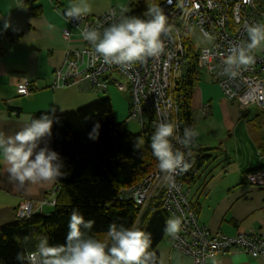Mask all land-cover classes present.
I'll return each instance as SVG.
<instances>
[{
	"label": "built area",
	"instance_id": "1",
	"mask_svg": "<svg viewBox=\"0 0 264 264\" xmlns=\"http://www.w3.org/2000/svg\"><path fill=\"white\" fill-rule=\"evenodd\" d=\"M65 18L69 27L62 30V36L70 39L75 30L83 45L66 50L62 65L53 70L51 87L102 92L113 84L129 93L128 120L140 127L156 126L159 167L122 189L119 199L128 197L143 206L155 197L167 213L165 228L171 248L194 264H206L232 248L251 257L264 256L260 232H212L198 221L182 189L197 146L193 130L182 131L172 93L174 83L187 72L185 43L194 44L193 32L205 41L197 50L198 75L212 78L224 97L240 108H264V0H131L122 8L111 7L97 15L67 12ZM31 89L27 78L16 87L20 95H28ZM208 113L203 105L194 113V123ZM245 178L252 185H264V166L247 172ZM55 192L52 189L50 198L41 201L22 199L16 217L41 212L46 203L54 205ZM27 257L31 264H41L38 252ZM131 262L142 264L135 255Z\"/></svg>",
	"mask_w": 264,
	"mask_h": 264
},
{
	"label": "crops",
	"instance_id": "2",
	"mask_svg": "<svg viewBox=\"0 0 264 264\" xmlns=\"http://www.w3.org/2000/svg\"><path fill=\"white\" fill-rule=\"evenodd\" d=\"M127 3L38 0L33 6H40V12L34 15L18 0H0V34L8 28L20 32L16 41L0 39V225L17 219L15 209L22 199L41 201L50 198L55 188L52 123L32 121V114L68 111L103 97L71 87L51 88L53 70L63 63L66 50L83 45L75 30L70 39L62 36V30L68 27L66 13L97 15ZM24 78L32 83L28 95L16 90ZM207 98L201 87L193 89L192 111L207 105L210 114L204 132L197 130L196 134L194 126L192 135L196 146L209 148L211 157L196 174L185 177L182 189L196 204L198 221L212 232H260L264 237V185H252L245 178L248 170L264 166V152L259 147L264 126H257L253 120L260 109H241L222 96L217 103ZM208 134L210 137L204 138ZM52 210V204L42 207L43 213ZM157 251L160 264H194L190 257L173 250L169 242L159 243ZM67 264L83 261L73 255ZM206 264H264V256L251 257L232 248Z\"/></svg>",
	"mask_w": 264,
	"mask_h": 264
},
{
	"label": "trees",
	"instance_id": "3",
	"mask_svg": "<svg viewBox=\"0 0 264 264\" xmlns=\"http://www.w3.org/2000/svg\"><path fill=\"white\" fill-rule=\"evenodd\" d=\"M37 1L18 0L34 15L40 12V6H33ZM19 37L14 28L0 34L9 42ZM188 41L187 72L172 90L184 133L194 127L191 97L199 80L198 49ZM31 120L52 123L55 203L49 213L34 212L0 225V264H31L27 255L33 252L39 253L41 264H67L73 255L83 264H132V254L143 264H160L157 246L165 235L167 213L157 199L141 210L130 198L118 197L159 167L156 126L140 127L137 133L126 129L116 121L109 97L68 111L35 112ZM253 120L264 126V111ZM259 147L264 152V134ZM208 150L194 148L186 178L211 157Z\"/></svg>",
	"mask_w": 264,
	"mask_h": 264
},
{
	"label": "rangeland",
	"instance_id": "4",
	"mask_svg": "<svg viewBox=\"0 0 264 264\" xmlns=\"http://www.w3.org/2000/svg\"><path fill=\"white\" fill-rule=\"evenodd\" d=\"M118 8H121V7H118ZM190 38H191V41L194 43V46L197 49L199 48L200 45L205 43V41L197 33L192 32V35H190ZM262 44H264V35L262 39ZM198 76H199V80L194 85V88L201 87L203 94L208 96L207 99L211 98L217 103L218 96L224 97L217 82H215L212 78H210L206 74H200ZM52 79H53V75L51 76V81ZM120 81H122V83H125V80L122 78H120ZM70 87L75 88L81 92L92 93V94H96V95L103 96V97H109L112 103V107H113V114L118 116V118H121L119 120L124 121L123 124L126 125V128H128V130L134 133L139 132L140 126L135 121H132V120L127 121L128 105L130 102V96L127 92L118 90L117 87L114 86L113 84H110L107 90L102 91L99 94L95 93V91L91 92V91L80 90L77 86H70ZM250 107L254 108L255 106H250ZM209 114L210 113H208L207 115L203 116L200 119H197L196 122L194 123V126H196V134H197V130L199 131L200 134L204 132V127L208 124L207 120L209 119L208 118ZM205 137L209 138L210 136L208 134L207 136H204V138ZM168 242H169L168 234L165 233L160 243L163 244V243H168Z\"/></svg>",
	"mask_w": 264,
	"mask_h": 264
},
{
	"label": "bare ground",
	"instance_id": "5",
	"mask_svg": "<svg viewBox=\"0 0 264 264\" xmlns=\"http://www.w3.org/2000/svg\"><path fill=\"white\" fill-rule=\"evenodd\" d=\"M68 27H69V25H68ZM67 28V27H66ZM62 65V64H61ZM68 87H70V86H68ZM52 88V87H51ZM63 88H67V87H63ZM52 89H56V88H52ZM95 93H97V94H99V93H101V92H95ZM250 106H256V105H250ZM249 106V107H250ZM258 107V106H257ZM248 108V107H247ZM261 111H264V108H261V107H258ZM246 109V108H245ZM195 153V152H194ZM193 157H194V154H193ZM193 157H192V159H193ZM189 168H190V166L187 168V171H189ZM256 169H250V170H248L247 172H250V171H255ZM246 172V173H247ZM245 173V174H246ZM132 200V199H131ZM150 200H156V198L155 197H151L149 200H148V202L150 201ZM147 202V203H148ZM132 203H133V205H134V207H136V208H138V207H140L141 208V210L146 206V204L145 205H143V206H138V205H136L135 203H134V201L132 200ZM165 230H166V228H165ZM134 239L135 238H133V240H132V242H131V244L134 242ZM132 255H135V256H137L139 259H140V261H141V263L143 264V262H142V260H141V258L138 256V255H136V254H132ZM131 255V256H132ZM131 256H130V260H131ZM132 263V262H131Z\"/></svg>",
	"mask_w": 264,
	"mask_h": 264
},
{
	"label": "clouds",
	"instance_id": "6",
	"mask_svg": "<svg viewBox=\"0 0 264 264\" xmlns=\"http://www.w3.org/2000/svg\"><path fill=\"white\" fill-rule=\"evenodd\" d=\"M165 233H166V230H165Z\"/></svg>",
	"mask_w": 264,
	"mask_h": 264
}]
</instances>
